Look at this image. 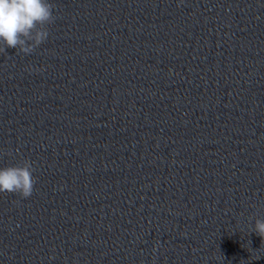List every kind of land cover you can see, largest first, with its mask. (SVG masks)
<instances>
[{
  "label": "clouds",
  "instance_id": "9594fccd",
  "mask_svg": "<svg viewBox=\"0 0 264 264\" xmlns=\"http://www.w3.org/2000/svg\"><path fill=\"white\" fill-rule=\"evenodd\" d=\"M53 7L49 0H0V52L14 48L31 54L44 43L49 36L47 26L55 21ZM35 183L32 163L27 159L0 168V193L26 199ZM253 232L264 238V219L255 220Z\"/></svg>",
  "mask_w": 264,
  "mask_h": 264
}]
</instances>
